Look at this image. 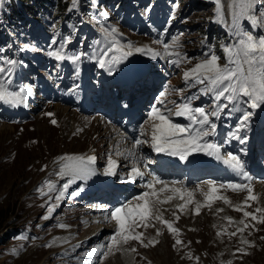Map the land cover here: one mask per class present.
<instances>
[{
	"label": "rangeland",
	"instance_id": "rangeland-1",
	"mask_svg": "<svg viewBox=\"0 0 264 264\" xmlns=\"http://www.w3.org/2000/svg\"><path fill=\"white\" fill-rule=\"evenodd\" d=\"M111 1L114 0H101L104 8L99 11L95 10V12H103L111 17L116 15L125 17V28L135 35L141 34V32H135V27L138 24L136 20L139 18L137 17L143 13L145 14L143 19L149 24H161V20L166 22L178 48L185 51L182 56L188 57V59L179 62H175L178 61L177 57L174 58L178 74L172 80V88L175 87L174 83L178 86L182 83L184 73L181 71H189L206 54L218 56L215 52L222 50V48H216L213 43L215 44L223 34L218 33V30H214L212 33L206 32L208 29L206 23L212 24L210 29L217 24L224 23L222 28L227 30L228 34L225 37V42L220 45L221 47L230 43L234 45L239 38L235 24L237 18L230 21L228 14L226 17L227 7L231 0H222L225 18L219 23L215 20L213 7L207 0H159L155 5L151 4V0H139L140 7H137L136 11L130 15L126 13V9L119 12L116 4L111 5ZM258 8L264 12V0H259ZM238 11L239 9L236 7V12ZM241 19L244 20V17H240L238 22ZM242 28L247 29V25L243 24ZM37 31L43 33V38L51 39V44L54 46H57L64 38L60 37L62 32L52 30L50 22L46 21V26L42 25L40 28L33 27L32 29L28 27L18 39L22 41L34 40L38 35ZM222 39L218 43L222 42ZM74 43L75 41L72 40L71 44ZM207 43H210L213 48L210 51L207 48ZM219 63L223 64L224 61L220 59ZM198 97L192 104L211 109L212 98L210 95L200 94ZM56 108L64 113L67 112L65 107L57 106ZM248 122H252L251 118ZM0 123L12 125V127L2 126L0 128V264H35L40 259L48 258L49 252L56 245L53 242L44 246L41 238L42 233L47 230L49 234H53L54 230L48 226L39 227L36 223L43 216L44 204L53 194L46 186H41L37 190L33 186L38 182L44 172L43 168L55 153L59 150L81 149L85 144V138H91V136L89 134L82 136L69 129L68 121L67 124L63 122V126L65 125V129L68 130L64 136L62 129L54 128L49 117L45 115L33 123L19 124L1 118ZM250 128H253V123L250 124ZM78 135L81 136L78 137ZM54 192L57 193V190ZM261 199L264 200L263 194ZM67 207L76 209V205L72 204L66 205ZM76 210L81 213L80 210ZM207 217L210 216L188 217L179 222L184 228L180 233L185 232V234L182 236V244L175 247H173L172 236L168 234L166 239L162 238L163 231L160 230V237L155 239L153 244L146 243L142 247L135 244L136 255L128 264H222V261L224 264H264V239H261L264 237V223L250 220L248 227L244 228V234L249 239L241 240L248 243H242L237 241V234L235 238L231 239L218 237L211 221L206 223ZM257 218L258 220L264 219L262 212L258 214ZM156 226H151L146 230L137 227L135 233L144 231L150 235L155 232V236L158 235L157 229H159ZM148 239V236L142 235L143 242ZM190 251L193 252V257L190 256ZM114 257L115 254L112 253L109 258L111 263L107 264H117L119 260ZM125 262L127 264L126 260H121L122 264Z\"/></svg>",
	"mask_w": 264,
	"mask_h": 264
},
{
	"label": "snow or ice",
	"instance_id": "snow-or-ice-1",
	"mask_svg": "<svg viewBox=\"0 0 264 264\" xmlns=\"http://www.w3.org/2000/svg\"><path fill=\"white\" fill-rule=\"evenodd\" d=\"M75 2V0H74ZM236 7L239 9L235 13L236 21L235 24L238 27V21L240 17H246L249 21H253L250 11L253 6L259 3V0H233ZM217 7V14L221 16L220 9L222 7L220 0H215ZM229 7H232L230 4ZM148 11V10H146ZM261 17H264V12L260 13ZM222 20V16H221ZM218 20L217 22H221ZM105 37L111 39V45L104 50L99 57V66L104 68L106 66L115 65L128 57L133 55L134 46L128 44L127 47L118 46L116 41L117 29L115 27L104 28L103 29ZM239 39L234 45L223 46V52L225 55V63L220 64L218 57L215 54H206L198 63L195 64L189 71L184 72L183 78L188 87H195L196 85H201L199 88V93L202 95H210L212 98L211 109H206L204 107H193L192 102L198 99V96H188L184 97L182 102L168 101L172 107H168L164 100L161 98H166V92L162 91L157 97V102L163 107L153 105L150 111L147 113L148 119L141 125L140 135L135 137L132 144V150L128 151V155L134 156L139 162H144V157L136 155L134 150L142 144H150L153 151L157 153H166L172 156H178L180 160H186L188 156L192 153H204L208 156H214L216 160L222 161L224 165L227 166L236 175L248 179L249 174L244 168V164L241 159L231 152L226 155L221 154V145L212 142L209 137L215 135L217 130V124L214 119H219L222 112L229 109L231 106L232 111H240L245 106L250 109H256L264 106V35L258 37L253 36L249 33L237 32ZM177 42L174 38L172 45L167 43L163 44L164 49L167 51L170 47H177ZM29 45L25 44L24 48L27 49ZM136 52H141L142 49L139 47L135 48ZM147 51V49H145ZM117 52L119 55H113L107 61L104 57L109 56V53ZM177 56L178 61H183L188 59L186 56H182L181 53L175 52L171 53ZM48 56L54 57L56 60L71 59L73 63L80 59L79 56L73 55L71 57H66L62 55L61 49L55 51H49ZM3 64L8 65L7 68L0 66V73L8 76L9 83L11 80V74L15 66L19 63L15 59H3ZM174 62V61H170ZM109 73L113 70L109 67ZM183 91V90H176ZM31 92L30 88H20L18 92L9 91L5 86V83L0 81V101L7 102L13 106H18L25 101V93ZM48 116H52V113H46ZM252 112L244 110L238 124L236 131L230 133L232 138L240 139V143H244L246 138H240L237 133L243 129L246 125ZM173 117H182L188 121L186 124H180L174 122ZM52 124H56L55 120H51ZM147 125L150 128V139H141V136H147L149 133L144 131V126ZM79 131V129H78ZM117 154H120L119 152ZM96 158L92 155H62L56 158V162L59 165V171L55 173L61 179L67 177L65 183L62 184L57 200H60L65 196L69 187L76 183L77 181H87L90 177L96 175L97 170L92 167L95 163ZM115 167V162L109 157L108 166L105 170V175H112L113 169ZM135 177H141L143 179L144 173L138 167H132L128 174L127 179L133 180ZM50 190L55 191L56 186L51 181L46 180L44 182ZM173 185L175 181L171 182ZM207 186V192L202 193L204 195L206 204L204 206L210 207L211 201L213 199H219L220 197L215 196L218 188L223 189L227 187L232 191H244L247 190L248 196H246L244 201L245 207H250L248 201H255L258 199L256 195L253 194V189L247 184L226 182L217 185L214 180H207L204 182ZM156 185L161 187L157 188ZM144 188L148 189L143 191L137 196L133 197V200L137 201L135 205L128 203H123L118 207L110 209L111 219L115 221V229L113 233L107 238V251L103 252L100 259V264H103V260L112 254L114 251H119L121 247L127 244L130 240H136L141 243L142 233H135L137 227H150L148 221L150 219H155L161 224L165 225L170 233H178L179 230L173 227V224L162 218L160 209L157 205L162 203H169L175 198V195H169L166 198H162L160 194L165 192H171L173 194H178L181 200H185L186 203H192L193 192L189 191L187 188H177L170 187L168 182L160 180L157 177H153L152 181L144 184ZM196 190H200V185H197ZM83 191V188H80ZM71 195H79V192H73ZM225 203H229L225 199ZM202 205L196 203V211L194 214H199V209ZM178 209H183L184 205H176ZM52 207L49 211H53ZM233 210L240 211V208H234ZM167 211V209H165ZM217 211H221L218 209ZM256 213L264 212V208H256ZM175 216L176 213L173 212ZM243 216L249 217L254 221L264 223V219H259L254 213L248 211H243ZM47 219V217H44ZM179 217H177L178 219ZM231 221V218H226ZM244 224V221H240ZM61 228H65L66 225H58ZM247 228L248 225L244 224ZM243 228H237V232H243ZM255 230V229H254ZM237 232H232L230 235L235 236ZM157 234L159 235V229H157ZM221 233H217L220 235ZM261 239H264L262 237ZM242 243H248L247 241H241ZM149 244H153L152 240H149ZM182 244V241L177 239L175 241L176 245ZM103 247V246H101ZM132 251H136L132 249ZM237 251H240L237 249ZM95 255V252L92 253Z\"/></svg>",
	"mask_w": 264,
	"mask_h": 264
},
{
	"label": "bare ground",
	"instance_id": "bare-ground-1",
	"mask_svg": "<svg viewBox=\"0 0 264 264\" xmlns=\"http://www.w3.org/2000/svg\"><path fill=\"white\" fill-rule=\"evenodd\" d=\"M232 5V7H229V5ZM229 5H228V17L230 18V21H232V20H234V19H236V15H235V13H236V5H235V3L233 2V0H231V2H229ZM250 15H252V17H253V21H254V16H253V14H252V10L250 11V13H249ZM240 19V18H239ZM246 17H244V20L243 19H241V21L240 22H238L239 23V26L237 27V30H238V32H245L246 30H244L243 28H242V26H243V23H244V21H246ZM243 20V21H242ZM253 23V22H252ZM255 24V26L254 27H252V32L250 31H247L246 33H249V34H252L253 36H256V37H258V36H260V35H264V27L263 28H261L260 26H264V24H261V22H260V26L258 27L257 25H256V22L254 23ZM113 55H119V53H117V52H113ZM112 55V56H113ZM125 63H127V64H136V62L133 60V59H126L125 60ZM122 65H123V63H122ZM145 89V91H146V87H144ZM59 107V105H56V107ZM60 107H62V106H60ZM263 109H264V106H261ZM66 108V107H65ZM66 110H67V108H66ZM61 112H62V110H60ZM54 112H55V116L57 117L58 116V110L57 109H54ZM64 113V112H63ZM70 116H73V112H70L69 113V111H67L66 113H64L63 114V119H64V123L67 121L65 118L67 117V118H69ZM2 126H4L5 128H6V126H11L12 127V125H9V124H4V123H0V128L2 127ZM12 130H13V128H12ZM88 151H90V150H87V152ZM99 227H102V229H103V231L104 230H107V229H109L110 228V225H99Z\"/></svg>",
	"mask_w": 264,
	"mask_h": 264
},
{
	"label": "trees",
	"instance_id": "trees-1",
	"mask_svg": "<svg viewBox=\"0 0 264 264\" xmlns=\"http://www.w3.org/2000/svg\"><path fill=\"white\" fill-rule=\"evenodd\" d=\"M38 7H42L41 10H43V8L47 9L48 7H51V4L49 1L45 0H35L34 4H29L28 0H23L22 2V9L33 15L37 14ZM22 9H20V7L16 5L15 0H9L8 2H6L5 18L8 24L18 23V20H20V18H23L24 11Z\"/></svg>",
	"mask_w": 264,
	"mask_h": 264
}]
</instances>
